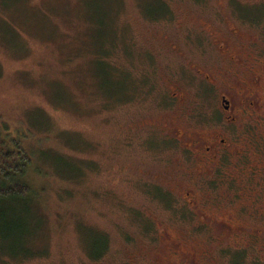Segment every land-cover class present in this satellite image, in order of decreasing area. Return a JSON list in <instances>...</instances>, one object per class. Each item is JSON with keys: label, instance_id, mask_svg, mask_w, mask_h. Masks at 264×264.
<instances>
[{"label": "rangeland", "instance_id": "1", "mask_svg": "<svg viewBox=\"0 0 264 264\" xmlns=\"http://www.w3.org/2000/svg\"><path fill=\"white\" fill-rule=\"evenodd\" d=\"M102 33L116 37L105 65L120 78L101 76ZM263 75L264 0H0V141H24L37 204L35 254L9 258L13 241L0 237V264H221L224 249L249 247L248 261L254 245L264 253ZM129 79L134 97L119 102L113 92ZM246 95L261 107L249 110ZM222 138L230 154L215 164L187 145ZM158 186L180 210L148 192ZM97 231L110 246L94 262L86 249Z\"/></svg>", "mask_w": 264, "mask_h": 264}, {"label": "trees", "instance_id": "2", "mask_svg": "<svg viewBox=\"0 0 264 264\" xmlns=\"http://www.w3.org/2000/svg\"><path fill=\"white\" fill-rule=\"evenodd\" d=\"M164 8L166 10L165 12H163ZM164 8L161 9L162 11L160 14L162 19L168 18V10L166 7ZM239 13L240 16L244 17L241 11ZM155 18L157 19L158 16H155ZM261 20L260 18L257 21L252 19L251 22L259 23ZM115 38L114 36L113 38H109L107 33H102L99 37L101 54L98 55L97 60L100 67H102L101 76H103L105 72L109 76L111 74V77L118 75V78H120L119 74L116 72L117 69L105 65L106 58H109L111 54L110 50L109 52L105 50V47L107 44L115 43V41H117ZM110 82L111 81H103V85L100 86L103 91L105 87H110ZM128 82V85H123L122 83V86L120 85L117 87L116 91L113 92L117 100L119 99V102L124 99L130 100V98L134 97L132 93L133 82H131L130 79ZM104 99L106 101L105 96ZM0 131L4 132V130ZM7 132L8 131L5 133L8 134ZM45 156L46 154L44 153V157ZM32 163V155L29 150L26 149L21 137L20 139L11 140L9 149H5L4 144L0 141V237L9 238L13 241L11 248L5 247L2 249L3 253L9 258L26 257L27 255L35 254L31 252L32 247L30 245V239L35 233L32 231L34 229L30 228V222L32 210L35 209V207L37 208V204L30 199L34 195L33 188L24 180L29 173ZM148 192H152L156 199L168 203V206H172V202L174 201L173 194L162 191L159 186L156 192L155 190H149ZM173 206L180 210L176 203H174ZM139 220L143 221L142 219ZM145 221V232L150 235L151 228L154 229L152 222L149 218ZM97 233L98 237L96 240L89 243L86 249L88 258L94 262L101 261L107 255L110 246L109 235L103 231H97ZM128 239L131 241L130 237H128ZM249 249V247L243 249H224V251L221 252V264H264V258L262 256L264 253L259 252L255 245L253 249H255L256 252L251 255L248 261Z\"/></svg>", "mask_w": 264, "mask_h": 264}, {"label": "flooded vegetation", "instance_id": "3", "mask_svg": "<svg viewBox=\"0 0 264 264\" xmlns=\"http://www.w3.org/2000/svg\"><path fill=\"white\" fill-rule=\"evenodd\" d=\"M260 78H261V81H258L259 78H257V76L254 77V79H256L255 80V84H257V85L264 84V79H263L264 78V75H263V77L260 76ZM262 79H263V81H262ZM237 84H239V83H237ZM246 97H247L248 100H250L249 102H247L245 104V106L247 105V108L249 110L255 111V109L261 107V102H260V100L258 99L257 96L255 98V96H249L248 97V95H246ZM223 103L225 105V110H228L229 111L231 109V106H230L231 101L227 100L226 97H223ZM244 110H243V112L246 114L247 113L246 112V109H244ZM249 117H251V115H249ZM220 141H221L222 145H219L218 148H217L218 145H216V144H213L211 146L210 145L207 146L208 143L201 142V141H197L195 143L191 142L190 144H187V145H189V146L192 147V148H189L190 149L189 151L191 153H192V151L195 148H201L202 150H204V152L202 154H198V152L196 151L197 154H198L197 157L198 158L200 157V159L203 160L205 163L206 162L207 163H210L211 162L212 164H215L217 161H219L220 159H222L224 156H228V154H230L229 153V149L227 148L230 145V143H228L227 139L222 138ZM203 143H204V147L202 146ZM240 150H242V149H240ZM240 150H237L236 151V155H238V156H245V155L248 154L247 151H242L241 152ZM208 177H210V176H208Z\"/></svg>", "mask_w": 264, "mask_h": 264}]
</instances>
